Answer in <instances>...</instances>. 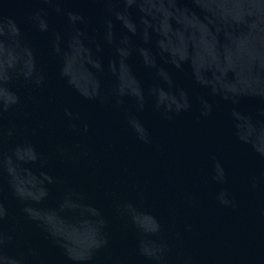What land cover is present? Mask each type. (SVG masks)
Wrapping results in <instances>:
<instances>
[{"label":"water","instance_id":"water-1","mask_svg":"<svg viewBox=\"0 0 264 264\" xmlns=\"http://www.w3.org/2000/svg\"><path fill=\"white\" fill-rule=\"evenodd\" d=\"M3 109L0 264H264V0H0Z\"/></svg>","mask_w":264,"mask_h":264},{"label":"clouds","instance_id":"clouds-1","mask_svg":"<svg viewBox=\"0 0 264 264\" xmlns=\"http://www.w3.org/2000/svg\"><path fill=\"white\" fill-rule=\"evenodd\" d=\"M141 107H143L142 104H141ZM3 111H7V109L0 110V114H2ZM163 118L166 119V120H171V119H173V115L165 113ZM87 129H88V125H85L84 126V130L87 131ZM8 134L11 135V131H9ZM139 139H141V141L144 142V143H151V138L150 137L149 138L139 137ZM0 207H2V205H0ZM3 215H4V213L0 214V218H2Z\"/></svg>","mask_w":264,"mask_h":264}]
</instances>
